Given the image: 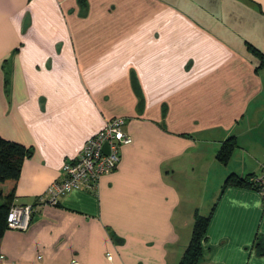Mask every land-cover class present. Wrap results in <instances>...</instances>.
<instances>
[{
  "label": "crops",
  "instance_id": "crops-1",
  "mask_svg": "<svg viewBox=\"0 0 264 264\" xmlns=\"http://www.w3.org/2000/svg\"><path fill=\"white\" fill-rule=\"evenodd\" d=\"M264 0H0V135L32 148L0 264H264V198L228 185L264 166ZM114 116L133 141L97 191L41 204ZM236 136L228 164L217 153Z\"/></svg>",
  "mask_w": 264,
  "mask_h": 264
},
{
  "label": "built area",
  "instance_id": "built-area-1",
  "mask_svg": "<svg viewBox=\"0 0 264 264\" xmlns=\"http://www.w3.org/2000/svg\"><path fill=\"white\" fill-rule=\"evenodd\" d=\"M126 121L123 116L107 120L101 130L86 140L76 158L64 164V178L53 181L46 193L39 198V202L56 205L62 195L74 189L97 191L101 177L117 168L123 147L133 141L125 130ZM106 144L108 152L104 151ZM255 181L260 185L257 190L264 198V166ZM33 209L32 204L14 202L7 217L8 229L26 230L31 222Z\"/></svg>",
  "mask_w": 264,
  "mask_h": 264
},
{
  "label": "trees",
  "instance_id": "trees-1",
  "mask_svg": "<svg viewBox=\"0 0 264 264\" xmlns=\"http://www.w3.org/2000/svg\"><path fill=\"white\" fill-rule=\"evenodd\" d=\"M250 48L262 58V64H264V52L251 43ZM237 146L238 141L236 136L227 138L217 153L218 160L225 165L228 164ZM31 154L32 148L18 141L6 139L0 135V238L8 229L7 217L14 203L16 185L20 177L22 163ZM258 175L252 173L246 176H240L235 173L229 174L224 182L223 188L234 184L259 189L260 185L255 181ZM211 217L212 212L209 215H203L199 212L196 213L190 242L178 264L199 263L204 254V243ZM256 246L258 252L264 254V242L259 240Z\"/></svg>",
  "mask_w": 264,
  "mask_h": 264
},
{
  "label": "water",
  "instance_id": "water-1",
  "mask_svg": "<svg viewBox=\"0 0 264 264\" xmlns=\"http://www.w3.org/2000/svg\"><path fill=\"white\" fill-rule=\"evenodd\" d=\"M104 151L105 152H108V145L106 144L105 147H104Z\"/></svg>",
  "mask_w": 264,
  "mask_h": 264
}]
</instances>
